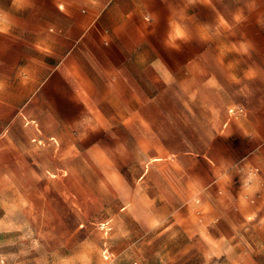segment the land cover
I'll return each mask as SVG.
<instances>
[{
    "label": "crops",
    "instance_id": "1",
    "mask_svg": "<svg viewBox=\"0 0 264 264\" xmlns=\"http://www.w3.org/2000/svg\"><path fill=\"white\" fill-rule=\"evenodd\" d=\"M260 8L264 0H0V150L35 159L59 146L52 179L73 173L64 143H133L142 164L92 234L83 223L51 227L42 243L13 215L34 255L0 264H264ZM172 22L190 37L179 50L165 43ZM85 162L77 156V174ZM0 174L8 188L23 179Z\"/></svg>",
    "mask_w": 264,
    "mask_h": 264
},
{
    "label": "rangeland",
    "instance_id": "2",
    "mask_svg": "<svg viewBox=\"0 0 264 264\" xmlns=\"http://www.w3.org/2000/svg\"><path fill=\"white\" fill-rule=\"evenodd\" d=\"M23 144L28 148L27 143ZM78 145L79 150L76 148L77 143L63 144L68 151L73 173L62 179H52L45 174L46 166L59 164V146L52 147L50 143H46L42 149H38L35 159L28 154L20 155L6 149L0 150V173L3 168H9L23 178L21 181L16 180L15 185L8 188L0 174V259L3 261L6 262L5 257L29 261L34 255L32 239L22 229L12 226L13 215L22 221L31 222L36 238L42 243L49 235L51 227H79L83 223L82 234H92V231L99 227L98 223L94 222L102 214V207H107L118 199L119 196L115 195L116 187H120L118 183L122 188L132 186L135 177L142 170V164L134 161L139 149L134 147L133 143ZM81 154L86 162L83 166L78 164L77 174V156ZM99 155L103 158L98 159ZM94 157H97V160ZM113 174L118 176L115 182L107 179ZM4 192L8 193V198L2 201ZM78 192L87 207L83 220L76 217ZM25 230L28 231V228ZM106 233L105 230L104 234ZM98 250L101 253V249Z\"/></svg>",
    "mask_w": 264,
    "mask_h": 264
},
{
    "label": "clouds",
    "instance_id": "3",
    "mask_svg": "<svg viewBox=\"0 0 264 264\" xmlns=\"http://www.w3.org/2000/svg\"><path fill=\"white\" fill-rule=\"evenodd\" d=\"M190 39L188 34L185 30L181 28L178 24L175 22L171 23V31L167 34V39L165 43L172 48H175L179 50L180 45L177 43V41H184L187 42ZM108 180L115 182L117 180V176L115 174L108 176ZM63 264H70V261H64Z\"/></svg>",
    "mask_w": 264,
    "mask_h": 264
},
{
    "label": "bare ground",
    "instance_id": "4",
    "mask_svg": "<svg viewBox=\"0 0 264 264\" xmlns=\"http://www.w3.org/2000/svg\"><path fill=\"white\" fill-rule=\"evenodd\" d=\"M30 211V210H29ZM32 215V214H31ZM28 227V226H27ZM29 229V228H28ZM34 230V229H33ZM1 256V255H0ZM1 260V259H0ZM85 260V259H84ZM10 264V263H9ZM12 264V263H11Z\"/></svg>",
    "mask_w": 264,
    "mask_h": 264
},
{
    "label": "built area",
    "instance_id": "5",
    "mask_svg": "<svg viewBox=\"0 0 264 264\" xmlns=\"http://www.w3.org/2000/svg\"><path fill=\"white\" fill-rule=\"evenodd\" d=\"M231 112H232V110H231Z\"/></svg>",
    "mask_w": 264,
    "mask_h": 264
}]
</instances>
